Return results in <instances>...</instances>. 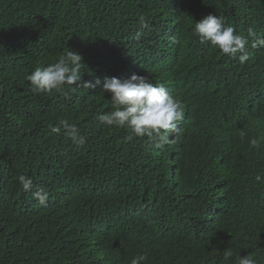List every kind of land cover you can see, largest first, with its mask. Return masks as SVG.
Listing matches in <instances>:
<instances>
[{
  "label": "trees",
  "instance_id": "obj_1",
  "mask_svg": "<svg viewBox=\"0 0 264 264\" xmlns=\"http://www.w3.org/2000/svg\"><path fill=\"white\" fill-rule=\"evenodd\" d=\"M209 13L242 35L251 27L264 37V0H0V264H34L16 258L45 233L57 249L73 254L80 211L89 204L103 205L105 220L82 233L87 264H131L141 254L148 257L144 264H237L236 257L250 253L264 264V180L247 197L218 173L219 180H207L177 210L168 199H179L183 188L165 191L167 170L145 159L135 173L121 165L96 119L110 96L101 91L106 77L151 79L185 61L197 68L203 62V75L217 70L229 82L244 65L256 71L264 48L251 41L243 63L240 53L230 57L200 41L195 20ZM70 50L83 57L82 78L95 87L33 93L27 76ZM258 89L245 122L233 127L248 143L237 148L256 152L237 172L242 179L264 177V66ZM194 98L203 101L201 88ZM62 119L79 127L84 145L64 129L52 131ZM254 138L258 148L250 144ZM230 158L232 166L237 159ZM21 175L31 178V190L23 189ZM183 179L182 171L170 178L174 184ZM39 189L48 193L44 204L33 196ZM226 250L233 253L228 260Z\"/></svg>",
  "mask_w": 264,
  "mask_h": 264
},
{
  "label": "clouds",
  "instance_id": "obj_2",
  "mask_svg": "<svg viewBox=\"0 0 264 264\" xmlns=\"http://www.w3.org/2000/svg\"><path fill=\"white\" fill-rule=\"evenodd\" d=\"M193 31L201 42H210L224 55L235 57L240 53L241 63L249 59L246 46L250 41L252 47L264 48V37L257 36L251 27L247 35H242L222 16L211 13L195 20ZM202 64L197 68L186 61L184 64L173 63L159 69L151 79L138 73L125 79L106 77L101 91L110 96L96 110V119L109 132V142L121 165L128 166L135 173L144 159L150 160L155 169L167 170L162 180L166 192L176 193L174 186L183 187L179 199H168L177 204V210L188 197L204 190L207 180L214 176L219 180L218 173L230 179L233 190L246 193L244 196L247 197L259 192L258 181L264 180L260 175L242 179L237 173L242 166L255 160L256 152L250 148H237L248 143L240 138L241 131L233 130L234 126L243 125L249 115L256 93H259V71L264 63L250 73L244 65L241 72L233 74L230 82L217 70L203 75L201 70L205 67L202 68ZM83 66V57L70 50L53 63L36 67L27 80L33 93L62 91L65 86L94 88L95 84L83 80ZM196 68L195 80H192ZM200 88L204 97L202 102L194 98ZM261 113L264 114V110ZM61 129L77 145L86 143L75 123L62 119L59 126L52 127L53 132ZM250 144L258 148L259 141L254 138ZM230 157L237 159L232 166ZM176 171H182L184 177L179 184L170 180ZM19 182L25 191L33 187L31 178L24 175L19 177ZM216 183L213 181L215 187ZM33 196L41 204L48 200L44 189L35 191ZM103 208L100 204H89L80 211L73 254L57 249L45 233L32 247L25 246L16 260L24 261L28 257L34 264H87L86 250L83 252L81 244L82 233L85 228H96L103 223L105 217L100 212ZM242 208L245 212L251 210V207ZM33 231L30 226L29 232ZM232 255L226 250L225 260ZM147 259L146 254L137 255L131 264H144ZM236 260L237 264H257L251 253L238 256Z\"/></svg>",
  "mask_w": 264,
  "mask_h": 264
},
{
  "label": "water",
  "instance_id": "obj_3",
  "mask_svg": "<svg viewBox=\"0 0 264 264\" xmlns=\"http://www.w3.org/2000/svg\"><path fill=\"white\" fill-rule=\"evenodd\" d=\"M183 188V187H182Z\"/></svg>",
  "mask_w": 264,
  "mask_h": 264
}]
</instances>
